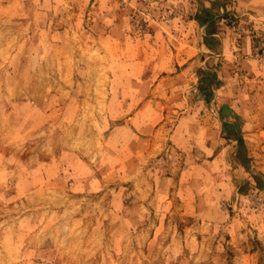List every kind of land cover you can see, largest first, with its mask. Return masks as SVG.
Returning a JSON list of instances; mask_svg holds the SVG:
<instances>
[{"label":"rangeland","instance_id":"obj_1","mask_svg":"<svg viewBox=\"0 0 264 264\" xmlns=\"http://www.w3.org/2000/svg\"><path fill=\"white\" fill-rule=\"evenodd\" d=\"M254 16L237 0H0V264H264L251 129L218 107L231 167L191 166L220 101L264 97Z\"/></svg>","mask_w":264,"mask_h":264},{"label":"crops","instance_id":"obj_2","mask_svg":"<svg viewBox=\"0 0 264 264\" xmlns=\"http://www.w3.org/2000/svg\"><path fill=\"white\" fill-rule=\"evenodd\" d=\"M237 5L242 10L253 12V17L255 20H257L258 17L254 16V13H264V0H237ZM256 25L264 28L263 21L261 23L257 22ZM211 100L213 99L211 98ZM220 106H225L227 109H229V111L238 114L242 120V125L246 129H251L249 133L245 134V136L249 135L256 137V145H254L253 149L251 147L248 148L252 149V151H255V148L259 147L264 150V97H257L253 95L247 97V99H242V97L225 98L224 100L220 101V105L216 107V112H213L212 121L215 126H217V128L213 130L212 133H209V135L204 134L203 136H201L197 130L195 135L196 137L193 140L198 144V148L194 151L199 154L200 152L205 153L208 159L201 162L200 157L198 156L197 158L199 160L191 165L193 169L200 170L201 164H204L205 162H207V167H211L213 170H215L214 168L221 167L222 164L223 167H231V161L229 158H227L229 145L226 144V141L224 144V138L220 137L219 135L223 122L225 121V117L218 114L217 112V108ZM176 130L177 128L175 131ZM257 162V166L264 169V157Z\"/></svg>","mask_w":264,"mask_h":264}]
</instances>
